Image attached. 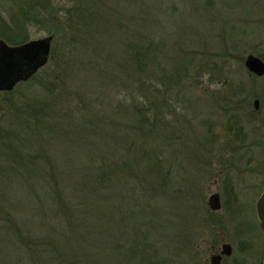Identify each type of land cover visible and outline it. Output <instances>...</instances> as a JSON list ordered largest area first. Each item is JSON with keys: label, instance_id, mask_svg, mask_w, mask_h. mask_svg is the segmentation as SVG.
<instances>
[{"label": "trees", "instance_id": "16d2710c", "mask_svg": "<svg viewBox=\"0 0 264 264\" xmlns=\"http://www.w3.org/2000/svg\"><path fill=\"white\" fill-rule=\"evenodd\" d=\"M77 1L72 32L92 40L89 2L103 0ZM143 5L141 26L151 7ZM170 6L175 13V2L164 12ZM21 9L25 19L43 18L28 3ZM7 28L0 37L8 43L27 40ZM162 43L147 33L127 35L118 49L100 51L98 60L82 57L73 70L56 68L50 79L45 74L47 84L22 94L14 118L0 126V264H174L177 257L197 264L191 232L203 220L196 189L207 166L186 167L180 142L202 149L206 140L183 135L190 125L172 103L192 59L173 53L163 64ZM221 63L208 64V73L223 80L228 95L218 91V100L244 128L232 104L241 89ZM254 110L249 105L250 115Z\"/></svg>", "mask_w": 264, "mask_h": 264}, {"label": "rangeland", "instance_id": "374dc122", "mask_svg": "<svg viewBox=\"0 0 264 264\" xmlns=\"http://www.w3.org/2000/svg\"><path fill=\"white\" fill-rule=\"evenodd\" d=\"M95 2H89L96 13L91 25L97 34L91 35V40L89 33L79 37L72 32L69 13L81 4L77 0H0V31L8 27L6 31L16 32L17 36L26 32L27 40L52 35L48 60L35 72L34 78L20 82L12 91L0 95V126H8L9 119L14 118L13 109L22 101V94L38 90L39 83L47 84L50 73L56 68L63 72L70 66L73 70L80 66L73 65L82 57L86 61L98 60L100 51L118 49L127 35L147 33L157 36L163 42L159 54L163 64L173 53L185 54L184 57L192 59L191 74L182 77L181 88L177 95L174 94L172 103L176 105V116L190 125L183 135L206 140L202 141V149L190 141L180 142L185 147L181 159L186 167L191 168L203 160L207 166L196 189L205 209L199 213L202 223L191 232V240L196 246L195 262L199 264L210 251H218L227 243L233 247V252L230 257H224L226 264H261L264 240L256 222L255 201L264 182V76L250 73L244 66V59L253 54L264 61V0ZM172 2L177 4L176 12L172 14L171 6L164 12L165 5ZM24 3H28L29 12L41 13L43 18L37 19L39 22L25 19L21 9ZM30 3H35V7ZM147 3L151 5L149 15L145 14L147 19L141 26L136 12ZM121 24L123 29L119 28ZM224 61L231 74L229 77L241 89L232 104L237 106L234 113L243 114L244 128L233 124V112L222 109V102L218 100V91L228 95L224 92L225 86L222 87L223 80L213 81L214 75L208 73V64L219 66ZM255 99L259 100L256 111ZM249 105L254 110L251 115ZM225 179L230 180L238 194L226 192L229 185ZM213 192L220 193L221 207L216 211L207 206V199ZM182 260L177 257L174 264H184Z\"/></svg>", "mask_w": 264, "mask_h": 264}, {"label": "water", "instance_id": "95a60500", "mask_svg": "<svg viewBox=\"0 0 264 264\" xmlns=\"http://www.w3.org/2000/svg\"><path fill=\"white\" fill-rule=\"evenodd\" d=\"M52 35L32 39L19 46H10L0 39V90H10L18 81L25 80L43 66L49 57ZM245 68L257 77L264 75V61L261 57L248 54L244 59ZM254 109L259 108V100L253 102ZM210 210L221 207L220 195L211 193L207 199ZM256 211L260 220V229L264 235V190L256 201ZM231 247L225 243L220 254H212L211 264H218L221 254H230ZM207 260V258L205 259Z\"/></svg>", "mask_w": 264, "mask_h": 264}, {"label": "flooded vegetation", "instance_id": "af4514ba", "mask_svg": "<svg viewBox=\"0 0 264 264\" xmlns=\"http://www.w3.org/2000/svg\"><path fill=\"white\" fill-rule=\"evenodd\" d=\"M13 35H18L16 32L13 34ZM0 39H2V40H4L8 45H10V46H19V45H22V44H25L26 42H28L29 40H27V41H23L22 43H16V44H11V43H8L5 39H3V38H0ZM34 75H35V73L34 74H32L29 78H27V79H25V80H21V81H18L17 83H15V85L12 87V89H10V90H0V95L2 94H6V93H8V92H10V91H12L14 88H15V86L17 85V84H19L20 82H25V81H29V80H31L32 78H34ZM254 75V74H253ZM264 76V75H263ZM263 76H261V77H263ZM259 109V108H258ZM257 109V110H258ZM264 126V125H263ZM264 144V143H263ZM226 181H228V185H229V187L226 189V192H232V193H236V194H238V190L233 186V184H231L230 183V180L229 179H225ZM262 184V186L260 187V189L263 187V189L261 190V192H260V194L258 195V192H257V195H258V197L261 195V193H262V191L264 190V182H262L261 183ZM259 189V190H260ZM214 193V192H213ZM218 193V192H217ZM220 194V193H219ZM258 197H257V199H258ZM257 199H256V201H257ZM256 201H255V215H256V218H257V220H256V222H257V226L260 228V225H259V223H260V220H259V217H258V214H257V211H256ZM240 208V207H239ZM240 211H242V210H240ZM239 224V223H238ZM261 230V229H260ZM260 233H262V238H263V240H264V235H263V232H262V230H261V232ZM230 245V244H229ZM264 246V241H263V244H262V247ZM230 247H231V252H230V254H221V258H220V260H219V263L218 264H226L225 263V260H224V257H230L231 255H232V252H233V247L230 245ZM220 251H221V248H220V250H218V251H215V252H213V251H210L209 253H208V255H206L205 257H203V259H202V261L199 263V264H211L210 263V259H209V257L212 255V254H220ZM207 258V260H205ZM261 264H264V248H263V255H262V261H261Z\"/></svg>", "mask_w": 264, "mask_h": 264}]
</instances>
